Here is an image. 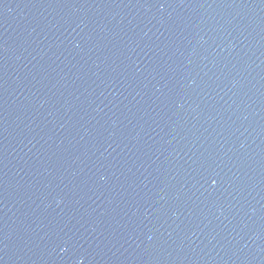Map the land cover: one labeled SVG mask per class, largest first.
Instances as JSON below:
<instances>
[{
    "label": "water",
    "instance_id": "water-1",
    "mask_svg": "<svg viewBox=\"0 0 264 264\" xmlns=\"http://www.w3.org/2000/svg\"><path fill=\"white\" fill-rule=\"evenodd\" d=\"M0 264H264V0H0Z\"/></svg>",
    "mask_w": 264,
    "mask_h": 264
}]
</instances>
